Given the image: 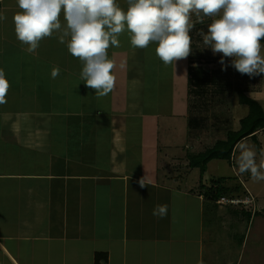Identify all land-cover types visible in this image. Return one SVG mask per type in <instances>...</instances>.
Returning a JSON list of instances; mask_svg holds the SVG:
<instances>
[{"label": "crops", "instance_id": "1", "mask_svg": "<svg viewBox=\"0 0 264 264\" xmlns=\"http://www.w3.org/2000/svg\"><path fill=\"white\" fill-rule=\"evenodd\" d=\"M119 7L126 13L129 4ZM22 11L17 0H0L6 16L0 21V68L10 82L7 103L0 105V264H81L88 251L90 264L97 251L107 254L99 264H203L209 251L200 192L206 171L198 176L188 165L187 140L175 144L177 133L170 134V145L160 136L167 135V123L187 113L188 98L182 92L180 106L151 101L144 107L136 85L135 110L126 112L123 100L115 111L105 105L88 112L91 119L72 123L85 111L43 92L34 63L64 61L60 65L72 75L82 61L69 53L70 37L60 43L58 31L50 36L60 43L56 53L46 49L50 37L29 53L15 33L13 16ZM59 19L66 26L63 8ZM130 37L125 26V49L137 61L142 49ZM182 74L187 80V67ZM167 82L174 90L176 82ZM125 87L115 86L124 99Z\"/></svg>", "mask_w": 264, "mask_h": 264}, {"label": "rangeland", "instance_id": "2", "mask_svg": "<svg viewBox=\"0 0 264 264\" xmlns=\"http://www.w3.org/2000/svg\"><path fill=\"white\" fill-rule=\"evenodd\" d=\"M127 2L126 0H116V5L119 7V5ZM212 20L213 17H205L203 23L209 25L212 23ZM190 22H199L194 13L191 15ZM50 38L48 40L49 47H46V49L54 54L60 43L56 40L52 41V37ZM118 39L120 46H110L108 48L110 51L108 58L114 60L116 63V67L113 70V74L116 77L115 86L117 83H126L125 90H127V96H125V99L115 87L107 96L98 98L95 95V90L87 87L81 79L80 74L84 66L83 62L82 66L77 67L78 73L75 71L77 68L70 69L73 70L72 73L74 72L73 76L67 75L64 67L62 68L60 65L61 62L64 65V61L58 60L50 63L47 60H43V62L38 61L34 63L41 70V75L43 76V92H51L52 97L61 105H63L62 101H64V104L70 109L74 108L78 112L80 110L85 111L83 114H78L79 116L75 117L72 123L91 119L90 113L105 105H109V107L112 104L115 105L113 109L115 111L119 103L122 104L126 101L127 108L125 105L123 109L126 112L127 110H135L136 107L132 103L135 101L133 97L136 93V85L138 86V90H140L137 91L138 96L142 95V105L144 107L151 101L159 102V105L160 102L164 101L166 102L165 105L167 103L168 105L169 103H175L180 106L181 101L184 100L183 95H185L188 98L187 113H182L180 117L177 116L178 118L175 119L174 123H167L166 126L169 127V131H165L167 135L161 132L160 136L162 140H165L166 138L169 139L168 136L170 134L172 136L174 133H177L179 139L175 144L179 143L183 146L187 140L185 148L189 152L188 156L189 154L203 152L206 148L212 147L217 140H224L228 130L238 129L239 120L247 113V106L238 103L237 92L232 91L236 85L244 89L246 95L256 99L264 109V74L239 79L233 77L231 78L230 88H227L222 93L209 91L205 96H198L193 94L197 91L190 90L188 92L185 89L187 80L183 74L181 75V72L187 67L188 60L190 61L198 53H202L204 58L206 54L222 56L219 53L214 54L211 48L205 45L204 42L202 45H198L199 49L196 42L191 41L189 56L166 66L156 54V47L158 46L156 42L150 43L146 49L137 51L140 53L141 58L135 61L132 53L130 54L129 50L125 49V31L119 34ZM38 50H40V47ZM43 51H45V48H43ZM18 52L23 51L18 49ZM262 54H264V48H262ZM49 56L53 57V55ZM121 64L123 66L125 64V70H121L119 74H115V69L122 68ZM192 64L195 66H199L200 64L206 71H211V69L221 66L220 60L208 63L202 59L199 63L195 61ZM57 67L60 69V74L53 79L51 72ZM230 67L232 70L235 69L231 66V63ZM126 69L130 71L129 76ZM195 70V67H191L190 77L195 73ZM169 80L176 82L174 90H171L167 85V81ZM180 82L183 83L182 86L178 85ZM174 92L177 95H174ZM182 92L183 95H181ZM88 112L90 113L87 114ZM93 115L95 114L93 113ZM45 117L43 115V123L46 122ZM167 121L165 119L164 123ZM43 131L45 130L43 129ZM186 134L187 137H185ZM255 139L246 137L240 140L233 151L231 162L213 159L206 165L204 187L209 185L212 178L222 177L225 186L228 187L224 195L228 198L236 197V199H244L246 204H243L244 202H239L236 205L214 204L210 199L206 200L203 238L204 243L209 247V251L207 255L204 254L203 264H264V181H254L250 173L239 174L236 162L239 156L240 143H246L255 149L258 164L264 159V156L261 155L262 150H264V130H258ZM256 142L259 145V149ZM169 143L171 145L172 140ZM172 149L173 152H178L173 145ZM186 158L188 159V157ZM195 173L198 176L200 175L198 169L194 171ZM246 198H250L251 202H248ZM242 210L251 212V218L246 213H243ZM44 225L45 220H43V227ZM0 227L3 226L0 225ZM79 246L81 248H92L91 244L86 243H81ZM35 247L32 246V249ZM88 253V256L81 264L91 263L92 258ZM40 258L43 261V254Z\"/></svg>", "mask_w": 264, "mask_h": 264}, {"label": "clouds", "instance_id": "3", "mask_svg": "<svg viewBox=\"0 0 264 264\" xmlns=\"http://www.w3.org/2000/svg\"><path fill=\"white\" fill-rule=\"evenodd\" d=\"M17 4L23 11L13 16L15 33L28 46L26 50L34 53L39 42L54 31L62 33L60 43L70 37L68 51L83 62L81 79L98 98L115 87L116 63L108 58L107 50L120 46L118 36L125 26L133 47L146 49L156 42V54L167 66L191 52L193 13L200 23L205 17H213L207 34H202L203 42L214 54H222V70L228 66L224 58H230L231 66L242 75L264 74V0H128L126 13L115 0H17ZM62 8L66 20L63 27L59 19ZM5 19L0 13V21ZM59 74L60 69L54 68L51 77ZM9 88L6 73L0 68V105L7 103ZM236 162L239 174L250 173L254 181H264V159L257 163L253 147L240 143ZM139 183L144 187L145 179Z\"/></svg>", "mask_w": 264, "mask_h": 264}, {"label": "trees", "instance_id": "4", "mask_svg": "<svg viewBox=\"0 0 264 264\" xmlns=\"http://www.w3.org/2000/svg\"><path fill=\"white\" fill-rule=\"evenodd\" d=\"M192 24L194 27L190 30L189 35L191 37V41H195L197 47H199L198 45H202L203 43L202 34H207L208 32V24L200 22ZM261 43L264 45V40H262ZM202 59L208 63H212L221 60V56L206 54V57L204 58L202 53H198L197 56L192 57L190 61L188 60L186 84L187 90L188 92H190V90L194 92L197 91L193 94L198 96H205L209 91L222 93L227 88H230L231 78L234 77L239 79L249 76L246 74L242 75L235 69L232 70L230 67V58H224L225 64L228 65L226 70H222L221 65L217 68L215 67L211 69V71H206L200 66V64L199 66L192 64L195 61L199 63ZM191 67H195L196 70L195 73H193L190 77L189 74ZM232 91L237 92L238 103L247 106V113L239 120V127L237 130L227 131L224 140H217L212 147L206 148L203 152L198 154H189L187 156L188 165L190 167H196L199 170L200 176H202L206 171V165L210 160L219 159L231 162L233 151L240 140L246 137L255 139L256 132L260 129L264 130V109L262 105L256 99L246 95L244 93V89L240 88L238 85H236ZM257 148L259 149L258 144ZM201 187L202 188L200 192H202L201 194L203 197H205L206 200L210 199L212 202H214V204H216V200H218L220 197H226L224 193L226 190H228V187L225 186L222 177L212 178L208 186L204 187V185H201ZM242 212L246 213L249 218H251V212H247L246 210H242ZM106 257V252L97 251L94 253V263L99 264L101 261H105Z\"/></svg>", "mask_w": 264, "mask_h": 264}, {"label": "built area", "instance_id": "5", "mask_svg": "<svg viewBox=\"0 0 264 264\" xmlns=\"http://www.w3.org/2000/svg\"><path fill=\"white\" fill-rule=\"evenodd\" d=\"M246 200L248 202H251L250 198H246ZM239 202H244L243 204H246V201L244 199H236V197L235 198H233V197L228 198V197L222 196L218 200H216V203H218V204H232V205H236Z\"/></svg>", "mask_w": 264, "mask_h": 264}]
</instances>
